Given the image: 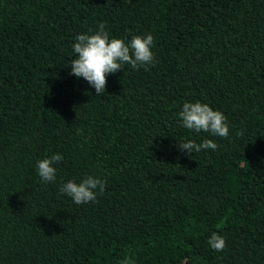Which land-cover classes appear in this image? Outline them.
Masks as SVG:
<instances>
[{
  "label": "trees",
  "instance_id": "trees-1",
  "mask_svg": "<svg viewBox=\"0 0 264 264\" xmlns=\"http://www.w3.org/2000/svg\"><path fill=\"white\" fill-rule=\"evenodd\" d=\"M101 23L110 39L151 34L154 62L96 95L70 65ZM196 101L227 117V138L183 127ZM206 139L218 148L179 150ZM89 175L106 185L94 202L61 193ZM126 257L264 264V0H0V264Z\"/></svg>",
  "mask_w": 264,
  "mask_h": 264
},
{
  "label": "clouds",
  "instance_id": "clouds-1",
  "mask_svg": "<svg viewBox=\"0 0 264 264\" xmlns=\"http://www.w3.org/2000/svg\"><path fill=\"white\" fill-rule=\"evenodd\" d=\"M73 52L75 58L71 62V74L77 78L83 77L94 89L96 95L106 91L107 74H115L122 70L125 64L131 65L133 69L140 66H147L154 62V37L151 34L135 35L130 41L124 38H111L101 23L99 30L94 34H79L75 37ZM183 127L196 133L201 131L210 133L213 136L227 138L229 125L227 117L219 110H213L207 103L196 101L186 102L179 112ZM218 145L211 139L202 143H195L192 140L180 141L179 150H187L189 153L199 152L202 149L216 150ZM60 154H53L37 162L38 175L44 182L56 180L55 165L62 161ZM105 183L97 177L87 176L81 182L68 181L61 186V193L71 197L75 204L80 205L94 202L99 193L105 190ZM212 249L217 252L223 251L226 247V239L213 232L208 240ZM123 264H133L130 258L126 257Z\"/></svg>",
  "mask_w": 264,
  "mask_h": 264
}]
</instances>
